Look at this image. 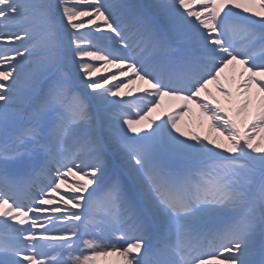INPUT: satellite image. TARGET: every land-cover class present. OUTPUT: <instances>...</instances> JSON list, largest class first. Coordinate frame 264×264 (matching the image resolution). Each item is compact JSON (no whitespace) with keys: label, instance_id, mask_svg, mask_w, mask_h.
<instances>
[{"label":"snow or ice","instance_id":"snow-or-ice-1","mask_svg":"<svg viewBox=\"0 0 264 264\" xmlns=\"http://www.w3.org/2000/svg\"><path fill=\"white\" fill-rule=\"evenodd\" d=\"M0 264H264V0H0Z\"/></svg>","mask_w":264,"mask_h":264},{"label":"bare ground","instance_id":"bare-ground-1","mask_svg":"<svg viewBox=\"0 0 264 264\" xmlns=\"http://www.w3.org/2000/svg\"><path fill=\"white\" fill-rule=\"evenodd\" d=\"M210 87H213V91H215V88H214V86H210ZM185 119L187 120V119H188V117H186Z\"/></svg>","mask_w":264,"mask_h":264}]
</instances>
